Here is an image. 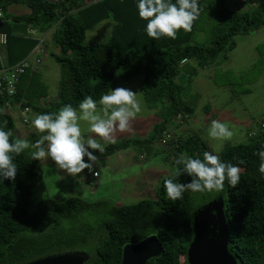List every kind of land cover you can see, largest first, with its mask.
Listing matches in <instances>:
<instances>
[{"label": "trees", "instance_id": "trees-1", "mask_svg": "<svg viewBox=\"0 0 264 264\" xmlns=\"http://www.w3.org/2000/svg\"><path fill=\"white\" fill-rule=\"evenodd\" d=\"M197 2L201 12L204 0ZM13 4L25 5L28 13L9 15L7 7ZM136 4L137 0H0V9L10 22L0 26L7 35L8 64L27 58L39 41L17 35L7 26L13 23L29 27L38 34L57 26L51 38L59 49L53 57L61 73L56 102L42 106L44 101L39 105L26 99L27 94H38V98L46 93L42 90L40 95L36 90L34 73L24 72L15 96L0 97V122L7 121L5 130L14 129L8 107L19 111L28 107L34 119L37 114L57 112L64 104L78 107L85 96L90 95L99 102L119 77L130 79L140 74L143 75L140 88L148 104L163 100L168 103L167 118L155 127L151 136L160 133L162 137L168 121L178 116L184 120L193 113V108L181 101L180 88L175 82L182 62L194 60L198 68H203L218 55L232 50L235 36L248 35L264 25V0H250L241 3L242 11L224 9L221 12L222 27L209 45L190 44L198 18L190 31L180 29L174 39L165 36L153 40L146 34L147 21L139 18ZM107 19L113 23L108 40L84 44L86 32ZM118 68L122 70L121 76L117 74ZM31 139L38 140L34 134ZM13 140L10 137V142ZM128 146L129 141L111 144L102 154L113 155ZM171 148L173 161L180 154L202 159L207 149L203 141L193 137L177 141ZM262 149L264 134L230 146L220 154L223 161L241 169L239 183L232 187L225 179L223 189L216 196L222 198L224 205L227 250L237 264H264V176L258 172L260 160L256 155ZM13 162L17 166L15 178L0 182V264L28 263L48 250L75 245L77 241L69 233L71 229L58 233V228L62 221L75 217L88 204L76 198L62 202L47 199L39 201L33 212L29 211L32 190L41 181L36 171L37 160L21 153L14 155ZM176 167L178 171L180 166ZM169 178H175L176 182L188 180L187 176L177 174L163 178L155 198L130 206L106 208L107 219L96 228L82 232L81 241H97L92 252H86L89 255L86 264H120L125 245L151 235L158 238L162 253L146 264H188L186 253L194 239L193 213L197 208L193 210L190 191L179 200L167 198L163 184ZM40 231L42 234L34 238Z\"/></svg>", "mask_w": 264, "mask_h": 264}, {"label": "rangeland", "instance_id": "rangeland-1", "mask_svg": "<svg viewBox=\"0 0 264 264\" xmlns=\"http://www.w3.org/2000/svg\"><path fill=\"white\" fill-rule=\"evenodd\" d=\"M239 3L238 0L236 6H241ZM224 9L237 10L229 4V0H204L190 41L191 45H209L214 34L219 33L222 27L221 12ZM26 11L27 7L23 4L8 7V12L16 15L24 14ZM112 25L111 21L101 22L87 31L84 44L106 42ZM56 29L57 26H54V31L51 29L53 34ZM233 40L235 46L232 50L218 55L213 62L203 68H198L194 60L181 65L180 74L175 82L180 88L181 101L193 108V114L184 120L178 116L168 121L164 131L170 139L165 144H162V141L166 140V137H160V133L155 137L151 136L155 127L160 126L167 118L168 103L163 100L149 105L142 95L140 85L143 75L139 74L130 79L119 77L113 86L136 92L141 106V112L130 121L129 130L114 133V143L88 132V122L78 121L82 136L95 137L104 148L129 141L126 149L113 155L94 152L98 157L93 170L97 177H93V173H89L87 169L72 177L59 169L50 158L37 161L36 171L40 174L41 181L32 190L29 211L33 212L39 201L47 199L62 202L76 198L88 204L75 217L62 221L58 228V233H65L71 229L69 233L74 235L77 243L60 250H48L40 257L72 251L90 254L97 241H81L80 238L84 237L82 232L96 228L107 219L106 208L130 206L153 199L162 179L177 174V167L173 161L174 152L171 148L177 141L189 137L199 138L205 143L206 151L220 156L228 147L247 143L250 138L264 134V25L248 35L235 36ZM51 45L49 42V46ZM40 59L41 70L39 68L40 72L34 76L33 81L38 93L41 95L44 91L48 96L42 106L45 104L51 106L57 99L60 68L53 55L49 53V49ZM117 74L122 75L121 68H118ZM9 76L10 74L7 75ZM37 95L27 94L26 99L39 104ZM49 103L51 104L48 105ZM102 110L103 106L97 102V112L102 114ZM7 113L11 115L14 123L13 139L20 138L34 143L35 141L31 139L32 134L37 139L44 135L31 124L33 111L26 115L27 124L22 123V115L18 108L8 107ZM212 120L226 123L233 136L225 141L210 138L207 129ZM31 151L32 149H26L22 153L31 158ZM84 159L87 160L86 157ZM217 193L218 191L191 192L193 210L206 205L217 196ZM40 234L41 231L37 232L34 238Z\"/></svg>", "mask_w": 264, "mask_h": 264}, {"label": "clouds", "instance_id": "clouds-1", "mask_svg": "<svg viewBox=\"0 0 264 264\" xmlns=\"http://www.w3.org/2000/svg\"><path fill=\"white\" fill-rule=\"evenodd\" d=\"M138 16L146 20V34L153 40L161 37L175 38L178 30L190 31L192 23L199 17L197 0H137ZM102 114L97 112V101L85 96L78 104H64L57 112L37 114L32 126L45 133L34 143L13 136L11 129L5 130L7 121L0 122V182L14 179L17 166L13 162L26 149H32V160L51 159L55 165L68 175L76 177L84 172L94 173L98 157L94 152L103 153L104 146L93 136H82L78 121L88 122L87 131L96 134L105 141L114 143V133L129 130L130 121L141 112L136 92L117 87L109 94L100 97ZM208 136L214 140L225 141L233 136L229 126L219 120H212L207 129ZM46 142V143H45ZM260 164L258 172L264 176V149L259 150ZM87 158L85 160L84 158ZM180 166L177 176L188 177L187 182H176L175 178L164 180V189L168 199L179 200L186 191L204 193L220 191L227 179L235 187L240 181L241 169L230 162L223 161L219 155L205 151L203 158H193L180 154L174 161Z\"/></svg>", "mask_w": 264, "mask_h": 264}, {"label": "water", "instance_id": "water-1", "mask_svg": "<svg viewBox=\"0 0 264 264\" xmlns=\"http://www.w3.org/2000/svg\"><path fill=\"white\" fill-rule=\"evenodd\" d=\"M59 1V0H49ZM221 197H216L193 213L194 239L186 258L188 264H237L227 250V225ZM162 253L161 244L155 235L122 248L120 264H146ZM86 252H65L44 256L24 264H86Z\"/></svg>", "mask_w": 264, "mask_h": 264}, {"label": "built area", "instance_id": "built-area-1", "mask_svg": "<svg viewBox=\"0 0 264 264\" xmlns=\"http://www.w3.org/2000/svg\"><path fill=\"white\" fill-rule=\"evenodd\" d=\"M240 3L250 0H239ZM3 12L0 9V26L3 22ZM43 41H39V44L32 51V59L25 58L14 65H9L6 54V45H7V35L1 31L0 28V97L12 98L17 93V86L20 81V77L24 74L26 70L31 72H36L40 68V57L45 54L42 48ZM184 62V61H183ZM182 62V63H183ZM10 74L9 77L7 75ZM23 101V99H21ZM20 106V103L19 105ZM22 115V123L27 124L28 118L26 115L30 114V108L26 107L20 110ZM166 133V132H165ZM163 133L162 137L165 136L166 140L162 141V144H165L170 136ZM93 177H97L96 173H93Z\"/></svg>", "mask_w": 264, "mask_h": 264}, {"label": "crops", "instance_id": "crops-1", "mask_svg": "<svg viewBox=\"0 0 264 264\" xmlns=\"http://www.w3.org/2000/svg\"><path fill=\"white\" fill-rule=\"evenodd\" d=\"M237 3H238V0H229V4L231 5V6H233V8H236L237 10H240V11H242V10H244L241 6V3H239L241 6H236L237 5ZM15 5H17V4H15ZM11 6V5H10ZM7 13L9 14V15H16V14H13V13H9L8 12V7H7ZM28 13V9H27V11L24 13V14H21V15H25V14H27ZM3 16H4V14H3ZM18 16H20V15H18ZM107 21H111V20H104V21H102V22H107ZM5 23V25H9L10 24V22L8 21V18L7 17H5L4 16V18H3V22H2V24H4ZM7 27H9V31L10 30H12L13 32H15V34H17V35H20V36H26V37H28V38H31V39H36V40H38V41H43V43H42V48H43V50H44V52L46 53L47 51H48V49H49V53H51L52 55H56V54H58V52H59V49L54 45V43H53V41H52V34H53V31H54V28H52V30H49L47 33H43V34H38L36 31H34V30H32L31 28H24V27H21V26H19V25H15V24H11L10 26H7ZM112 27H113V25H112ZM112 27H111V29H112ZM110 33H111V30H110ZM110 36V35H109ZM49 42H51L52 43V45L51 46H49ZM34 50V49H33ZM32 52H30L29 54H28V56H27V58H29V59H32ZM188 61L189 60H186V61H184L181 65H185V64H187L188 63ZM40 70H41V68H40ZM40 70H38V71H36V72H32V73H34V75H36V74H38L39 72H40ZM30 71V70H29ZM31 72V71H30ZM34 78V77H33ZM47 95H42V96H40V97H38L37 99H38V101H39V103H41V102H43V101H45L46 99H47ZM193 114V113H192Z\"/></svg>", "mask_w": 264, "mask_h": 264}]
</instances>
